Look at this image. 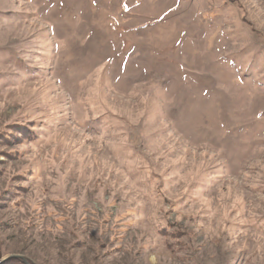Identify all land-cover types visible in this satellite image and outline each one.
<instances>
[{
	"label": "rangeland",
	"instance_id": "obj_1",
	"mask_svg": "<svg viewBox=\"0 0 264 264\" xmlns=\"http://www.w3.org/2000/svg\"><path fill=\"white\" fill-rule=\"evenodd\" d=\"M64 1L0 0V264H264V0Z\"/></svg>",
	"mask_w": 264,
	"mask_h": 264
},
{
	"label": "trees",
	"instance_id": "obj_2",
	"mask_svg": "<svg viewBox=\"0 0 264 264\" xmlns=\"http://www.w3.org/2000/svg\"><path fill=\"white\" fill-rule=\"evenodd\" d=\"M63 2H65L64 0H62ZM101 12H105V11H101ZM101 12H99V14L98 15H96V18H98V16L100 15V13ZM10 262V264H13L14 262L13 261H9ZM7 264V263H6ZM15 264H23V263H18V262H16Z\"/></svg>",
	"mask_w": 264,
	"mask_h": 264
}]
</instances>
